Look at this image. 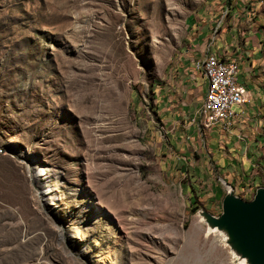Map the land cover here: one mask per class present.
<instances>
[{"label": "rangeland", "instance_id": "374dc122", "mask_svg": "<svg viewBox=\"0 0 264 264\" xmlns=\"http://www.w3.org/2000/svg\"><path fill=\"white\" fill-rule=\"evenodd\" d=\"M248 25L264 77V0H0V264H250L201 214L229 184L177 88L201 32Z\"/></svg>", "mask_w": 264, "mask_h": 264}, {"label": "crops", "instance_id": "0c3cea01", "mask_svg": "<svg viewBox=\"0 0 264 264\" xmlns=\"http://www.w3.org/2000/svg\"><path fill=\"white\" fill-rule=\"evenodd\" d=\"M214 32L212 36L206 31L201 32L203 36L197 40V48L192 50L190 58L182 61L177 88L191 97L192 122L196 123L193 130L199 132V121L201 130L208 133L207 148L214 157L213 169L225 181L219 180L228 183L226 189L231 188L235 196L248 201L256 189L264 188V77L259 71L263 65L261 36L252 25L240 31L222 27L219 32L212 30ZM208 52L225 61L236 62L237 82L248 93V102L234 108L237 116L227 132H222L218 125L202 129L203 118L197 113L203 102L206 82L194 65ZM172 92L176 93L173 89ZM207 197L211 196L208 194ZM213 199L216 203L217 192L213 193Z\"/></svg>", "mask_w": 264, "mask_h": 264}, {"label": "water", "instance_id": "95a60500", "mask_svg": "<svg viewBox=\"0 0 264 264\" xmlns=\"http://www.w3.org/2000/svg\"><path fill=\"white\" fill-rule=\"evenodd\" d=\"M230 190L222 200L221 213L217 218L204 211L201 214L220 226L216 230L225 235L227 232L232 234L235 246L229 244L250 264H264V188L256 189L248 201Z\"/></svg>", "mask_w": 264, "mask_h": 264}, {"label": "built area", "instance_id": "2783aa9c", "mask_svg": "<svg viewBox=\"0 0 264 264\" xmlns=\"http://www.w3.org/2000/svg\"><path fill=\"white\" fill-rule=\"evenodd\" d=\"M234 63L229 66L216 65L214 54L208 52L205 60L197 61L194 65L206 82L203 102L198 111L200 115H207L209 122H214V127L218 125L222 132L229 130L237 116L234 108L248 102L246 89L237 82Z\"/></svg>", "mask_w": 264, "mask_h": 264}, {"label": "bare ground", "instance_id": "6f19581e", "mask_svg": "<svg viewBox=\"0 0 264 264\" xmlns=\"http://www.w3.org/2000/svg\"><path fill=\"white\" fill-rule=\"evenodd\" d=\"M202 60H205V55L202 58ZM230 63H234V62L225 61L223 59L218 58L216 55H214V64L220 65V66H229ZM234 72L236 73V76H237V66L235 63H234ZM197 113L200 115V111H198ZM201 116L203 118V121L201 123L202 129L208 130V129H211L212 127H214V122H209V118L207 115H201ZM18 157H20V160L22 161V163H25L26 165L30 166V168H28V169H29L33 179H36V181L38 180V182L40 181L42 183V188H40V190L39 189L37 190L36 197L40 201H42L44 203V205H47L50 207L51 206H57L56 204H59V194H58L57 187L53 184L55 182V177L50 175L49 172L47 171V168L45 166L41 165L40 163H38L37 160H35V158H33L32 156H28V155L23 154L22 152H19ZM227 191L230 193L231 190L228 188ZM101 213H102V211H101ZM203 217L206 221L211 223V225H214L216 227H220V226H217V224L214 222V220H212L207 215H203ZM80 237L81 236H80L78 231L73 232L72 239L77 244L80 245V247H78L79 248L78 251H80L82 253L88 252V247L84 244V242L82 241V239ZM227 237L229 239V242L235 246V244H234L235 242L233 243L234 240H233L232 234L227 232ZM94 257L98 263H101L99 258L96 255ZM0 262H1V258H0Z\"/></svg>", "mask_w": 264, "mask_h": 264}]
</instances>
